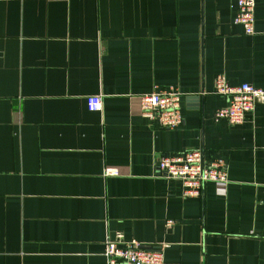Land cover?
Instances as JSON below:
<instances>
[{
    "label": "crops",
    "instance_id": "1",
    "mask_svg": "<svg viewBox=\"0 0 264 264\" xmlns=\"http://www.w3.org/2000/svg\"><path fill=\"white\" fill-rule=\"evenodd\" d=\"M237 2L0 0V264H107L119 232L165 264H264V103L215 119L218 75L264 89V0L251 35ZM154 90L177 129L143 115ZM189 149L228 181L185 196L158 162Z\"/></svg>",
    "mask_w": 264,
    "mask_h": 264
},
{
    "label": "built area",
    "instance_id": "2",
    "mask_svg": "<svg viewBox=\"0 0 264 264\" xmlns=\"http://www.w3.org/2000/svg\"><path fill=\"white\" fill-rule=\"evenodd\" d=\"M235 22L241 24L246 34L255 33L256 0H238ZM216 93L228 98V104L215 112L216 121L241 124L257 103H264V89L249 83L232 85L224 75L215 81ZM181 94L174 90H154L142 95V112L149 119L157 120L161 127L177 129L182 125ZM91 110H100L101 96L88 98ZM158 169L168 177L178 179L184 187V195L198 197L207 182H227L228 164L222 157L207 159L201 149H189L175 155L164 156ZM110 173H114L112 169ZM171 222V221H169ZM167 244L147 247L136 239H126L116 233L106 241L107 264H165Z\"/></svg>",
    "mask_w": 264,
    "mask_h": 264
}]
</instances>
